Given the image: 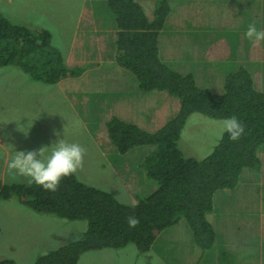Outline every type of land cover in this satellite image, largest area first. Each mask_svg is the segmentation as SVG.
<instances>
[{
	"label": "rangeland",
	"instance_id": "rangeland-1",
	"mask_svg": "<svg viewBox=\"0 0 264 264\" xmlns=\"http://www.w3.org/2000/svg\"><path fill=\"white\" fill-rule=\"evenodd\" d=\"M135 1L152 19L155 0ZM169 6L171 12L158 38L164 63L182 75H192L201 89L217 94L222 93L230 74L245 68L255 88L264 93V41L253 43L244 36L249 24L264 29V0H169ZM43 8L46 20L41 18ZM0 11L14 25L27 23L29 27L49 29L52 44L62 56V51L67 53L66 46L70 47L63 56L65 64L83 69L79 76L51 85L33 80L12 65L0 67L1 182H26L23 177L16 181L10 178L7 163L14 151L47 146L50 152L52 144L64 139L86 150L83 166L75 173L82 183L111 193L129 206L153 193L148 187L151 179L144 159L154 148L140 146L124 155L118 153L109 139L107 120L115 116L156 132L175 117L179 103L166 92L142 93L129 70L115 67V76L109 70L110 82L98 81L96 62L102 59L97 58L96 51L94 59L95 41L91 36L84 37L86 52H82V46L74 45L72 35L83 31L77 20L80 15L90 19L94 14L90 26H102V22L115 25L105 1L12 0L8 4L0 0ZM65 14L67 22L61 19ZM49 19L60 26V36L47 26ZM65 28L67 32L63 33ZM113 42L114 36L110 48L100 51L101 56L114 51ZM223 121L191 115L179 141L183 154L197 160L209 156L226 133ZM259 153V171L245 169L235 189L215 193L213 213L207 215L216 231V242L210 250L203 251L196 245L192 231L182 221L162 231L145 254L128 245L116 264H264V147ZM86 225V221H62L36 214L18 198L0 200V261L35 264L41 254L79 240ZM110 253L111 249L89 252L78 264L105 263L111 260Z\"/></svg>",
	"mask_w": 264,
	"mask_h": 264
},
{
	"label": "trees",
	"instance_id": "trees-1",
	"mask_svg": "<svg viewBox=\"0 0 264 264\" xmlns=\"http://www.w3.org/2000/svg\"><path fill=\"white\" fill-rule=\"evenodd\" d=\"M105 3L114 17L113 27L118 30L112 34L115 50L110 59L134 74L142 93L166 92L178 100L180 110L155 133L118 117L107 122L109 139L118 153L124 155L140 146L154 148L144 159L154 192L139 199L136 206L123 204L113 194L82 183L75 173L62 178L55 192L45 191L35 183L8 185L0 180V200L18 198L36 214L62 221H86L79 240L41 254L35 264H77L84 253L120 250L130 244L138 253L145 254L162 231L181 221L189 226L196 245L203 251L210 250L216 231L207 215L213 213L215 193L235 189L243 170L261 168L264 93L255 88L251 74L245 68L230 74L220 94L201 89L192 75L180 74L160 58L158 38L171 12L169 0H155L152 19L135 0H105ZM111 33L114 32L107 35ZM51 34L40 25L35 28L14 25L0 11V67L12 65L33 80L51 85L82 74L81 66L70 68L65 64L52 44ZM100 69L105 70L99 67L100 73ZM107 73L100 78L105 83L110 82ZM193 114L214 120L236 116L245 132L236 141L225 133L203 160L186 157L179 141ZM129 216L139 220L136 227H129ZM0 264L15 263L1 260Z\"/></svg>",
	"mask_w": 264,
	"mask_h": 264
},
{
	"label": "clouds",
	"instance_id": "clouds-1",
	"mask_svg": "<svg viewBox=\"0 0 264 264\" xmlns=\"http://www.w3.org/2000/svg\"><path fill=\"white\" fill-rule=\"evenodd\" d=\"M244 36L253 43L264 41V29L258 30L255 23L249 24L246 31L244 32ZM111 118L112 117H110L107 122ZM139 127L143 129L141 126ZM223 130L228 134L230 140L236 141L239 140L244 134L245 126L238 120L236 116H231L223 121ZM55 134L59 136V133ZM50 147V152H48L49 147L47 146L41 147L38 150L14 151L11 159L7 163L10 178L13 181H16L18 178L23 177L26 179V182L22 184L35 183L36 185L42 187L45 191H57L62 178L76 173L83 166L86 150L80 144L69 143L64 139H58L57 142L52 144ZM148 187H150V189L153 191V188L149 184ZM151 193L143 196L147 197ZM138 203L139 200L137 201L136 205ZM127 223L129 227L134 228L139 224V220L134 216H129Z\"/></svg>",
	"mask_w": 264,
	"mask_h": 264
},
{
	"label": "crops",
	"instance_id": "crops-1",
	"mask_svg": "<svg viewBox=\"0 0 264 264\" xmlns=\"http://www.w3.org/2000/svg\"><path fill=\"white\" fill-rule=\"evenodd\" d=\"M11 1L12 0H3V2H6L8 4L11 3ZM14 5H16V7L18 8V3L17 2ZM41 12L43 13L42 14V17H41L42 20H46L47 18L45 17V15H46L45 8H43ZM93 17H94V14H92V17L90 19L87 18V16L80 15L77 18V20H78V25L81 27V30H82V26H83V31L80 32V31L77 30V33L76 34H73L72 35V38H73V40H75L74 45L82 46V52H86V49H85V41H84L85 38L91 36L92 39L95 41V43H94V49H93L94 51H92L93 52V55H94V59H96V56H95V53L96 52L99 53L97 58H101L102 59L99 62L97 60V62H96L97 67L96 68L99 69V67H102V68H105L106 69L108 67V69L106 71H102L101 73L98 72L100 74L98 76H96L97 79H98V81L99 82H103V84H104L105 83V79H103V80L100 79L102 76H104L103 73L108 72L106 74V77H107V80H109V77L111 76V71L114 72L113 69L115 67L116 68H119L120 67V66L119 67L117 66L118 64L115 61H113L112 59H110L111 54H109V55L108 54L107 55L106 54H103L102 56L100 54V51H105V50H107V48H110V43L112 42V37H113L112 34H115V32H114L115 31V28L113 27L114 25L112 23H110V22L107 23V24H105L104 22H102V26H100V25L90 26V23H92V22H90V20H92ZM61 19L63 20V22H67L68 21V17H67L66 14L64 16H62ZM25 25L28 26L27 23H25ZM47 26L49 28H51L55 32V34H59V36H60V34H61L60 26L56 23V21H52L51 19H49V23H48ZM63 26H64V24H63ZM31 28H32V26H31ZM88 28H91L92 31H90ZM106 30L113 31L114 33H111L110 36L108 37L106 35V33H105ZM66 32H67V28H65L63 30V33H66ZM158 48H159V40H158ZM69 49H70V47L66 46L67 53H68ZM67 53H65L64 51H62V54H63L64 57L67 56ZM159 55H160V51H159ZM66 65L68 67H73V66H70L71 64H68L67 62H66ZM81 65H83V64H81ZM93 65H95V64H93ZM105 65H106V67H104ZM76 66H78V64ZM110 69H111V71L109 72ZM121 69H123V68H121ZM72 78H74V77H72ZM208 215H210V214H208ZM181 222H179L178 224H176V226L179 225ZM126 248H124V249H126ZM122 250H112L111 249V251H112V254L110 253L111 260L110 261H107L105 263H102V264H116L117 259L121 255H124L123 254L124 252ZM90 252H94V251H90ZM87 253H89V252H87ZM87 253H84V254H87ZM127 264H133V263L131 261H129V262H127Z\"/></svg>",
	"mask_w": 264,
	"mask_h": 264
}]
</instances>
